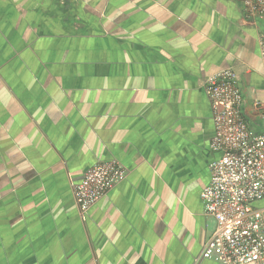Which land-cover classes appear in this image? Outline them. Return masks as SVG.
<instances>
[{"label":"crops","instance_id":"0c3cea01","mask_svg":"<svg viewBox=\"0 0 264 264\" xmlns=\"http://www.w3.org/2000/svg\"><path fill=\"white\" fill-rule=\"evenodd\" d=\"M263 38L236 0H0V264H217L206 83L234 71L264 133ZM109 160L126 178L82 212Z\"/></svg>","mask_w":264,"mask_h":264},{"label":"built area","instance_id":"2783aa9c","mask_svg":"<svg viewBox=\"0 0 264 264\" xmlns=\"http://www.w3.org/2000/svg\"><path fill=\"white\" fill-rule=\"evenodd\" d=\"M236 1L264 16V0ZM260 50L264 69V38ZM206 92L215 126L211 147L219 157L210 164V182L201 193L216 229L200 257L217 264H264V133L253 131L244 117L245 97L234 71L210 76ZM126 176L117 160L91 166L74 189L81 211H89Z\"/></svg>","mask_w":264,"mask_h":264}]
</instances>
